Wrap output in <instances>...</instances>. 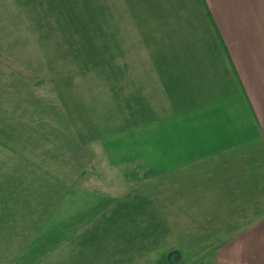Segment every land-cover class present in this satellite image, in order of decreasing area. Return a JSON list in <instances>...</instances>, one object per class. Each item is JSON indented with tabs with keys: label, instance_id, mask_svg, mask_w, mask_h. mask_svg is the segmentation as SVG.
Listing matches in <instances>:
<instances>
[{
	"label": "rangeland",
	"instance_id": "rangeland-1",
	"mask_svg": "<svg viewBox=\"0 0 264 264\" xmlns=\"http://www.w3.org/2000/svg\"><path fill=\"white\" fill-rule=\"evenodd\" d=\"M142 3L149 14L176 11L170 25L192 27L142 34L140 45H152L148 52L170 61L173 74L197 44L205 58L214 54L201 0ZM124 8L123 0H0V264H28L36 249L33 261L52 264L44 250L61 245L75 253L77 240L58 234H79V202L106 201L157 209L141 214L142 231L158 233L149 242L153 264L203 262V178L188 170L186 114H159L171 105L156 107L158 83L141 86L140 74L153 71L144 50L123 47L130 35L115 15ZM94 212L86 208L81 231L110 216ZM174 251L181 261H168Z\"/></svg>",
	"mask_w": 264,
	"mask_h": 264
},
{
	"label": "crops",
	"instance_id": "crops-1",
	"mask_svg": "<svg viewBox=\"0 0 264 264\" xmlns=\"http://www.w3.org/2000/svg\"><path fill=\"white\" fill-rule=\"evenodd\" d=\"M123 1L124 10L115 15L123 19L120 28L125 36L130 35L123 47L144 50L146 58L142 61L150 63L153 71L140 74L141 86L151 89V81L158 83L160 91L155 96L161 104L156 107L171 105V112L165 106L159 114H186L188 170L194 168L202 173L195 177L203 178L202 264H264V0H201L210 29L215 32L209 48L214 54L205 58L197 44L190 53L193 59L188 56L186 68H180L179 74L171 72L170 61L161 62L154 58L153 50L148 52L152 45L140 43L142 34L160 31L161 24L166 27L162 33H190L189 22L170 25L167 22L179 15L176 11L160 9L149 14L142 0ZM171 88L178 89V94L172 97ZM151 205L79 202V234H58V241L77 240L76 252L61 245L55 253L56 249H43V258L53 256L56 261H50L52 264H62L63 255L68 261L65 264H153L151 250L156 245L149 242L157 241L158 233L142 231V225H147L142 220L147 218L141 216L156 209ZM115 206L116 212L111 214ZM86 208L95 209L96 216H110L102 221L104 225L95 223L84 232L81 226ZM189 223L195 224V220ZM99 225L107 231H92ZM133 225L141 230L132 232L137 229ZM37 251L34 259L28 256V264L40 263L33 261ZM177 255L174 251L168 261H181Z\"/></svg>",
	"mask_w": 264,
	"mask_h": 264
},
{
	"label": "trees",
	"instance_id": "trees-1",
	"mask_svg": "<svg viewBox=\"0 0 264 264\" xmlns=\"http://www.w3.org/2000/svg\"><path fill=\"white\" fill-rule=\"evenodd\" d=\"M14 189H10V188H7V190L5 191V192H7V191H13ZM13 194H15V193H12V195ZM0 217H4L3 215L2 216H0ZM1 221V220H0ZM2 225H0V231H3V230H5V225H7L6 224V222H4V224L3 223H1ZM1 234V233H0ZM5 238H6V236H5ZM3 239H4V237H3ZM1 237H0V243H1V240H3ZM7 239V238H6Z\"/></svg>",
	"mask_w": 264,
	"mask_h": 264
}]
</instances>
